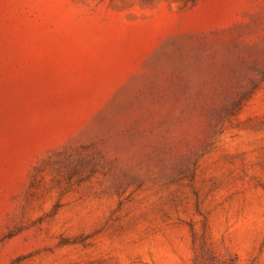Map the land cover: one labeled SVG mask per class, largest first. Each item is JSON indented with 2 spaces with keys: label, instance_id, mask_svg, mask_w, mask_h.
<instances>
[{
  "label": "rangeland",
  "instance_id": "1",
  "mask_svg": "<svg viewBox=\"0 0 264 264\" xmlns=\"http://www.w3.org/2000/svg\"><path fill=\"white\" fill-rule=\"evenodd\" d=\"M0 264H264V0H0Z\"/></svg>",
  "mask_w": 264,
  "mask_h": 264
}]
</instances>
